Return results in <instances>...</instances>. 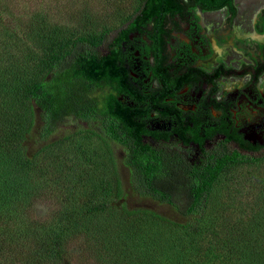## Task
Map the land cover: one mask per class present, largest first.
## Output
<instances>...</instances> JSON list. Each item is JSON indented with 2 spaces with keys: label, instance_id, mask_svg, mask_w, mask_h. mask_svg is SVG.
I'll return each mask as SVG.
<instances>
[{
  "label": "trees",
  "instance_id": "trees-1",
  "mask_svg": "<svg viewBox=\"0 0 264 264\" xmlns=\"http://www.w3.org/2000/svg\"><path fill=\"white\" fill-rule=\"evenodd\" d=\"M7 4L0 0V264H72L75 252L96 264H199V248L178 238L201 233L219 174L264 160V146L242 138L230 103L213 99L192 111L171 104L167 98L182 82L170 75L166 46L171 32L181 30L178 20L198 27L196 9L224 8L230 23L233 0H137L115 25L93 30L43 22L25 34ZM262 22L264 8L257 32ZM131 69L147 77L144 87ZM208 104L220 114L210 115ZM68 117L121 151L126 176L111 162L102 198L63 197L67 208L46 224L32 207L54 195L40 190L63 176L45 157L61 141L52 135ZM159 231L168 234L165 250H156Z\"/></svg>",
  "mask_w": 264,
  "mask_h": 264
},
{
  "label": "rangeland",
  "instance_id": "rangeland-1",
  "mask_svg": "<svg viewBox=\"0 0 264 264\" xmlns=\"http://www.w3.org/2000/svg\"><path fill=\"white\" fill-rule=\"evenodd\" d=\"M136 2L137 0H9L7 6L13 15L22 19L19 22L22 24L19 34H25L33 25L43 22L69 29L79 27L96 30L101 26L115 25L136 6ZM233 4L236 15L230 23L223 8L197 11L198 28L193 27L186 19H177L181 32L173 33L171 55L176 60L192 62L206 53L211 44L226 49L225 63L235 69L239 67L240 61H248L232 47L234 40L238 39L232 28L236 26L235 29L242 32L254 30L261 9L264 8V0H233ZM261 27L264 40V22ZM28 41L30 48L36 52L33 39ZM101 50L104 51V46ZM200 65L208 67L207 62H200ZM134 67L138 69V65ZM130 74L137 78L135 83L138 86H145L147 77L133 69ZM235 74H241V67ZM229 81L230 78L219 81V91ZM234 87L235 85L229 91ZM201 88L203 86L195 85L184 90L178 106L182 109L191 108V101L199 96ZM255 88L264 97V75L257 80ZM233 98L235 109L232 115L238 125L264 122V98L251 99L242 93ZM86 127L83 120L68 117L52 135V138H60L61 141L51 148L45 160L47 163L53 162L54 167L63 172V176L54 185L46 184L40 190L45 195H54L39 200L32 207L34 215L43 223L50 224L48 218L51 214L67 208L63 197L72 196L76 199L85 195L92 200L102 198L105 186L112 180L111 162L114 161L117 175L126 176V169L118 161L121 151L112 144L107 145L87 131ZM260 136L263 139L262 134ZM174 147L178 145L174 144ZM97 220L100 221V218ZM201 226V233L191 241L184 235L171 233L173 237L180 236L178 241H182L181 243L189 242L199 248V264H264V160L230 165L219 174L209 194ZM159 232L156 239L159 248L156 250H165L166 243L170 242L166 238L168 234ZM185 257L191 258L193 254L189 252ZM70 259L72 264H96L92 257L78 255L76 252Z\"/></svg>",
  "mask_w": 264,
  "mask_h": 264
},
{
  "label": "flooded vegetation",
  "instance_id": "flooded-vegetation-1",
  "mask_svg": "<svg viewBox=\"0 0 264 264\" xmlns=\"http://www.w3.org/2000/svg\"><path fill=\"white\" fill-rule=\"evenodd\" d=\"M197 11L201 12L196 9L195 14ZM191 25L195 28H198L193 24ZM235 28L236 26H233L232 31L238 37V39L234 40L232 47L237 49V51H239V53L245 56L248 60L239 62V67L237 69L241 67L240 75L235 74L237 69L225 63V58L227 55L226 49L216 45L209 44L206 53H203L199 57L195 58V60L192 62L176 60V58L171 55L170 52V48L172 47L171 38L173 37V33H180L181 30L171 32L169 43L166 46V51L168 53L167 62L169 63L170 75L173 77V79L176 77V82H182V84L175 91V95L167 99L171 102V104H173V106L183 111H192L198 104L202 105L208 101H212L213 99L217 102L222 101L224 103H230L228 106L230 117L233 119V125L238 127V132H240L242 138L253 146H264V140L262 144H259L256 138L251 137V132H255L256 134H262L264 139V122H257L248 126H241L237 124L232 115V111L235 109V102L233 98L234 95L242 93L249 98L251 97V99L253 97L254 99L264 98L260 93L257 92V89L255 88L257 80L261 75H264V72L261 70L264 68V49L261 46L264 45V40L262 39V32H257L256 28H254L252 31H244L247 34L240 35L239 33L235 32ZM200 62H207L208 67H203L200 65ZM197 68L203 70L204 73L202 71L199 72L196 70ZM227 78H230L231 81L223 84L219 91V81ZM151 85H156V82L153 81ZM195 85L203 86V88H201L199 96L195 97L194 100L191 101L192 107L185 109L180 108L178 103L180 101L181 94L184 90L190 89ZM234 85L235 87L229 91ZM214 87L216 88L215 91H213ZM207 107L210 115L218 116L220 114V109L215 108L212 104H208Z\"/></svg>",
  "mask_w": 264,
  "mask_h": 264
},
{
  "label": "water",
  "instance_id": "water-1",
  "mask_svg": "<svg viewBox=\"0 0 264 264\" xmlns=\"http://www.w3.org/2000/svg\"><path fill=\"white\" fill-rule=\"evenodd\" d=\"M251 137L256 138L259 144L263 143V139H261L260 134H256L255 132H251Z\"/></svg>",
  "mask_w": 264,
  "mask_h": 264
},
{
  "label": "bare ground",
  "instance_id": "bare-ground-1",
  "mask_svg": "<svg viewBox=\"0 0 264 264\" xmlns=\"http://www.w3.org/2000/svg\"><path fill=\"white\" fill-rule=\"evenodd\" d=\"M235 32L239 33L240 34H247L246 32H242V31H239V30H236ZM250 34V33H249Z\"/></svg>",
  "mask_w": 264,
  "mask_h": 264
}]
</instances>
